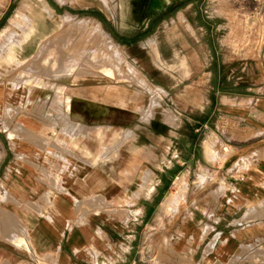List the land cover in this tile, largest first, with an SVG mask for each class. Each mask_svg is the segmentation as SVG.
<instances>
[{
  "label": "crops",
  "instance_id": "obj_1",
  "mask_svg": "<svg viewBox=\"0 0 264 264\" xmlns=\"http://www.w3.org/2000/svg\"><path fill=\"white\" fill-rule=\"evenodd\" d=\"M53 1L54 7L46 0H0V25H5L4 29L0 28V41H17L2 44L0 66L23 63L19 56L35 55L42 43L60 35L56 31L57 19L95 20L111 39L112 33L103 22L118 30L110 16L87 0ZM160 1L167 16V42L172 48L167 65L172 67L173 79L178 72L183 82H191L181 86L180 97L174 95L179 84L173 82L167 90L171 89L174 103H184L186 110L203 117L195 130L197 142L190 145L183 140L182 152L188 155L178 164H198L203 170L213 164L216 175H220L218 180L202 182L203 192L185 194L179 204L180 211L178 208L176 214L167 216L165 231L170 245L165 264H264V16L255 13L264 8V0ZM136 5L135 0H120L118 7L130 9L132 17ZM246 14L249 19H245ZM131 17H121L123 27L134 26L135 18ZM143 20L144 17L141 23ZM20 26L23 34L16 31ZM119 31L125 33L123 29ZM114 54L118 57V49ZM112 67V71L108 67L104 73L109 76L115 71L124 73L128 80L145 86L135 69L126 73L119 63ZM71 71L66 68L60 76H55L52 103L47 99L55 106L62 126L58 149L69 158L65 166H17L48 171L39 173L37 188H27L30 198L34 199L35 195L38 198L39 213L28 215L22 225L23 235L11 237L9 234L17 233L13 226L0 224V264H125L126 252L132 250L127 246L129 242L124 238L126 231L122 226L94 218L108 208L106 205L103 209L102 201L108 203L116 195V199H123L116 194L117 188L104 172V166L96 165L108 162V122L112 107L109 98H114L112 103L124 109L129 99L121 97L123 89L117 87H110L106 96L109 85H68ZM212 76L213 81L207 80ZM31 84L41 86L36 80ZM211 90L212 101L208 94ZM153 105L154 102L148 111L139 109L143 121L149 122ZM177 121L169 126L173 134L178 130ZM27 127L17 124L11 136L17 131H30ZM115 134L127 141L134 131L121 129ZM38 135L52 134L47 131ZM227 150L231 152L228 160L216 158L217 153ZM14 167L11 164L6 170ZM57 168L65 171L58 175ZM3 181L10 185L17 183L8 175ZM161 182H156L150 193ZM183 184V190L171 197L173 193L167 204L173 207L183 198L189 183ZM6 189V194H13L11 187ZM139 195L135 193L134 200H154L153 196L140 198ZM96 201L102 204L99 202L95 207ZM91 203L95 208L87 207ZM145 212L143 209V216ZM112 236L119 238L118 245L112 243ZM138 250L129 264H143L138 259Z\"/></svg>",
  "mask_w": 264,
  "mask_h": 264
},
{
  "label": "rangeland",
  "instance_id": "obj_2",
  "mask_svg": "<svg viewBox=\"0 0 264 264\" xmlns=\"http://www.w3.org/2000/svg\"><path fill=\"white\" fill-rule=\"evenodd\" d=\"M46 1L54 7L53 0ZM87 1L111 17L118 30L107 22H103V25L112 33L113 39L105 34L95 20L57 19L56 31L60 35L42 43L39 46V53L37 51L35 55L29 57L22 54L19 56V59L24 60L21 64L0 66V224L13 226L14 232L17 233L9 236L20 237L25 230L22 225L28 215L39 213L38 198L36 195L33 196L34 199L30 198L27 188H37L39 173L43 174L48 170H39L37 167L21 169L17 166L21 164L65 166L64 164L67 163L69 157L58 149V143L62 139V126L57 120L55 106L51 103L56 85L55 76H60L63 70L70 68L72 73L68 85H109V88L105 89L106 96L110 87H117L123 89L121 97L129 99V105L124 109L112 103L115 101L114 98H109L112 106L108 122L110 151L103 155V158H106L108 153V162L95 164L99 167L104 166V172L114 183L113 187L117 188L116 194L121 195L123 199H116V195L108 203L102 201L105 204L103 209L106 205L108 208L94 218L98 221L102 219L109 225H120L125 229L124 238L129 242L127 246L132 249L126 252L125 264L132 261L137 248H139L138 259H142L143 264H165L167 248L170 245L165 231L167 216L176 214L178 208L180 211L179 204L185 199V194L187 196L195 195L199 191L203 192L202 182L220 179V175L215 173L213 164L207 170L198 168V164L183 166L178 164L188 155L187 152H182L183 140L190 145L197 142L199 138L195 130L198 122H201L199 119L203 117L196 111L186 110L187 106L184 103H174L171 89L167 90V86H171L173 82L179 84L180 88L174 91V95L180 97L181 86L191 82H183L182 75L178 72L174 73L173 79L172 67L167 65L172 48L170 42H167L165 33L168 28L165 24L166 11H147L144 20L138 26L123 27L121 17L123 15L131 17V10L119 9L120 0ZM140 1L135 0V4ZM258 12L261 13L259 16H264V8L255 10V13ZM132 13L131 18H136L139 10L135 9ZM246 18L249 19L247 14ZM51 21L55 20L51 19ZM0 28L4 29L5 25H0ZM21 28L20 26L16 31L23 34L24 29ZM120 29L125 30V33L119 31ZM25 31H27L26 27ZM10 42L17 41H0V50L2 44ZM117 49L118 57L114 54ZM179 49L180 46L177 47V51ZM118 63L126 73L135 69L137 76L146 82L145 86L128 80L124 77V73L118 74L115 71L113 76L104 73V69L109 67L112 71L113 64ZM209 79L213 81L214 76L207 78ZM35 80L39 81L41 86L33 87L31 81ZM208 94L212 101V90ZM133 96L137 98L133 100ZM47 99H50L51 103ZM44 102L46 105L43 104ZM153 102L151 118L149 122H145L139 109L148 111ZM113 106L119 107L120 110H115ZM172 121L174 123L177 121L175 126H178L174 134L169 127ZM17 124L28 126L27 129L30 131H17L16 135L11 136L16 131ZM121 129L133 130L134 136L127 141L118 139L115 133L120 132ZM47 131L52 135H38ZM230 155V150L222 151L220 155L217 153L216 158L228 160ZM194 158L199 159L198 150ZM11 164L16 167L6 170V166ZM59 168H57L58 175L65 171ZM7 175L15 180L12 182L17 183L5 184L3 180ZM161 180L156 191L150 193L156 182L159 183ZM182 182H188L189 187L187 186L188 189L184 191L183 198L172 207L166 201L173 193L175 194L171 197L183 190L185 184L181 186ZM6 187H11L13 194H6ZM209 187V185L206 187L207 190ZM135 193H139L140 198L153 196L154 200L146 201L138 198L134 200ZM99 202H95L97 203L95 207ZM87 205L89 209L95 208L92 203ZM143 209L146 210L144 216ZM112 238V243L118 245L119 238L115 236ZM125 240L120 239L122 243ZM114 245L111 246L115 248Z\"/></svg>",
  "mask_w": 264,
  "mask_h": 264
},
{
  "label": "flooded vegetation",
  "instance_id": "obj_3",
  "mask_svg": "<svg viewBox=\"0 0 264 264\" xmlns=\"http://www.w3.org/2000/svg\"><path fill=\"white\" fill-rule=\"evenodd\" d=\"M145 0H141L135 7V9L139 10L138 16L135 18V24L134 26H138L141 23V20L143 19L145 13L147 11L155 10V11H162L165 9L161 8V1L160 0H148L146 3V7L143 8V5L145 4ZM134 9V10H135Z\"/></svg>",
  "mask_w": 264,
  "mask_h": 264
},
{
  "label": "bare ground",
  "instance_id": "obj_4",
  "mask_svg": "<svg viewBox=\"0 0 264 264\" xmlns=\"http://www.w3.org/2000/svg\"><path fill=\"white\" fill-rule=\"evenodd\" d=\"M60 1H64V0H60ZM221 187H223V186H221Z\"/></svg>",
  "mask_w": 264,
  "mask_h": 264
}]
</instances>
